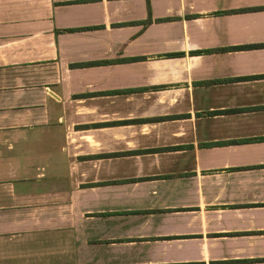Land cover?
Segmentation results:
<instances>
[{
  "label": "crops",
  "instance_id": "obj_1",
  "mask_svg": "<svg viewBox=\"0 0 264 264\" xmlns=\"http://www.w3.org/2000/svg\"><path fill=\"white\" fill-rule=\"evenodd\" d=\"M0 264H264V0H0Z\"/></svg>",
  "mask_w": 264,
  "mask_h": 264
},
{
  "label": "trees",
  "instance_id": "obj_2",
  "mask_svg": "<svg viewBox=\"0 0 264 264\" xmlns=\"http://www.w3.org/2000/svg\"><path fill=\"white\" fill-rule=\"evenodd\" d=\"M149 21V20H148ZM242 47H244V46H242ZM233 48H235V47H233ZM237 48V47H236Z\"/></svg>",
  "mask_w": 264,
  "mask_h": 264
}]
</instances>
